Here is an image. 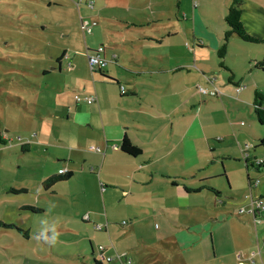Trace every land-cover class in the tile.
I'll use <instances>...</instances> for the list:
<instances>
[{
	"label": "crops",
	"instance_id": "1",
	"mask_svg": "<svg viewBox=\"0 0 264 264\" xmlns=\"http://www.w3.org/2000/svg\"><path fill=\"white\" fill-rule=\"evenodd\" d=\"M93 1L96 14L89 17L98 25L102 8L108 9L113 6L112 1L118 3L119 0ZM169 1L160 0L156 2L160 8L152 9L150 0L145 6L151 12H142V20L134 15L129 22L123 20L121 24L129 32L138 26L146 30L144 27L148 26L152 33H141L136 40L133 37L126 40L120 34L121 41L107 38L96 47L85 44L79 50L63 47L51 61L52 67L40 72L37 91L28 93L31 109L27 117L31 120L26 129L31 130L29 138L35 141L37 150L50 144L55 151L45 157L46 164L42 163L36 173L40 189L43 181L60 175L59 170L63 169L62 174L72 173L64 182L67 186L80 177L81 183L72 188L84 195L83 198L97 190L102 207L126 209L136 224L141 219L142 209L157 214L168 210L166 206L177 209L176 196L182 189L189 198L195 193L212 191L209 187L219 192L205 181L221 174L229 176L228 166L232 167L234 161L240 165L248 182L249 199L244 202L247 209L251 200L263 197L264 183L262 194L258 193L261 180L251 174L248 163L257 159L251 150L263 136L252 113L254 91L264 93V81L254 77V73H259L254 63L264 57V46H251L234 35L221 59L217 50L227 28L224 17L231 0H223L212 9L207 5L208 0H174V8ZM76 5L80 24V17H87L88 10L85 1ZM131 9L129 7V11ZM108 13L102 18L105 22L116 17ZM241 20L249 34L264 40V31L252 28L244 13ZM62 33L67 36L66 32ZM101 45L106 47L105 56L109 59L103 73L115 82L89 68L87 53ZM233 47L238 48V52H234ZM65 54L72 63L70 68L66 67ZM111 54H115L112 60ZM230 55H235L239 63L227 62ZM229 72L232 82L228 81ZM198 85L209 90L217 88L219 95L201 94L197 91ZM238 85L243 87L236 91ZM75 92L94 95L95 101H76ZM0 136L6 143L11 141L5 133ZM124 138L138 146L141 153L131 156L121 151ZM24 142L19 141V146L26 152L30 143L29 140ZM97 147L101 151H96ZM192 177L201 178L198 185L188 183L187 178ZM256 178L259 182L254 186ZM58 184L49 191L56 192ZM201 184L207 187L197 189ZM105 196L110 198V203L105 202ZM113 199L118 203L113 204ZM31 206L43 212L39 205ZM104 214L103 222L93 223L100 226L99 229L93 226L100 232L107 231L109 214ZM97 215L94 218L98 219ZM256 215L264 217V212L257 211ZM82 219L91 221L89 214ZM24 230L27 238L51 234L49 230ZM99 245L102 244L97 247ZM102 246L103 252L108 254L105 256L112 257L109 264H123L117 258L120 254L130 259L124 264H140L134 261L141 253L139 245L115 252H108V245ZM252 251H259L255 255L262 257V243L257 242V249ZM237 255L236 261L241 263L244 255H240V259ZM171 256L165 254L163 262L170 264Z\"/></svg>",
	"mask_w": 264,
	"mask_h": 264
},
{
	"label": "rangeland",
	"instance_id": "2",
	"mask_svg": "<svg viewBox=\"0 0 264 264\" xmlns=\"http://www.w3.org/2000/svg\"><path fill=\"white\" fill-rule=\"evenodd\" d=\"M84 1L0 0V133L11 139L5 145L0 143V264H94L98 244L108 245V252L139 245L141 253L134 261L140 264H168L163 262L165 254L172 255L170 264H239L237 254L246 257H242L243 261L250 258L249 264H264V254L262 257L251 255V249H257V242L261 244L264 238V217L255 214V218L261 220L255 222L248 213L244 203L249 199L248 182L240 165L234 161L232 167L228 166L229 176L221 174L205 181L216 187L219 195L207 190L189 198L182 189L176 196L177 209L166 206L168 210L161 214L142 209L141 219L136 224L126 209L102 207L97 190L83 198L84 195L72 188L81 183L80 177L68 183L69 186L59 183L56 192L39 188L36 173L42 163L46 164L45 157L55 152L50 144L37 150V144L29 138L31 130L26 129L31 120L27 117L31 109L28 93L37 91L40 72L52 67L51 61L63 47L79 50L85 44L96 47L107 38L121 41L120 34L126 40L130 37L136 40L141 33L153 32L148 26L144 27L146 30L138 26L129 32L121 25L134 15L142 20V12H151L145 6L150 0H119L118 3L112 1L113 6L108 9L102 8L98 25L92 27L90 34H84L78 24L76 5ZM151 1L150 8H160L156 4L160 0ZM173 1H169L171 8L175 7ZM221 2L223 0H208L207 5L212 9ZM129 7H132L130 11ZM242 8L249 25L264 31V0H242ZM107 11L116 15L113 21L102 20ZM62 31L67 33L66 37ZM235 38L238 37L235 35ZM247 43L258 48L264 46V40ZM233 51L238 52V48L233 47ZM230 60L239 63L235 55H230L227 62L231 63ZM261 70L256 68L259 73H254V77L264 81ZM256 125L264 135V128L257 121ZM18 137L23 143L29 140L28 151L21 150ZM251 153H255L257 159L262 158L264 147L257 144ZM249 168L251 174L261 180L258 185V193H261L264 165L260 173L250 165ZM200 180L187 178L193 185H198ZM19 187H25L26 192H16ZM253 192L255 195L256 191ZM262 199L264 201V196ZM104 200L110 203L107 196ZM113 200V204L118 203ZM24 205H39L43 212L22 210ZM105 212L109 214L107 231L100 232L94 229L93 223L103 222ZM96 213L98 219L94 218ZM85 214L90 215V222L82 219ZM28 228L49 230L51 234L27 238L22 231ZM105 255L108 254L105 252Z\"/></svg>",
	"mask_w": 264,
	"mask_h": 264
},
{
	"label": "trees",
	"instance_id": "3",
	"mask_svg": "<svg viewBox=\"0 0 264 264\" xmlns=\"http://www.w3.org/2000/svg\"><path fill=\"white\" fill-rule=\"evenodd\" d=\"M241 15H242V0H231L228 7H227V11H226V14L224 17V21L226 23L227 28L224 31V34L222 37V43L217 50V55L221 59L224 58V56L226 55L228 39H229L230 35H232V34H235L241 40L249 42V43H261V42H263L262 39L249 34L245 30L243 23H242V20H241ZM102 46H104V45H102ZM96 50H92V52H96ZM105 50H106V48H105ZM107 65H108V63L106 64V66ZM71 66H72V63H71ZM106 66L101 67V68H97L94 71L98 72L99 75L101 77L105 78L106 80H112L115 82L116 81L115 79L110 78L103 73V69ZM220 66L221 67L223 66L222 63H220ZM254 67L255 68H261L264 70V57H261L259 60L255 61ZM229 73H231V72H229ZM231 76H232V73L229 75V79H228L229 82H232ZM75 93H80V92H75ZM84 95L89 96L91 94H83V96ZM253 109H254V115H255V119H256L257 123L264 128V93H262L258 90L254 91V107H253ZM0 143H2V144L6 143V141L4 139H2L1 136H0ZM259 146L264 147V135L262 136V138L259 139L258 147ZM121 151H123L125 154L131 155V156H137L141 153V149L138 146H135L132 143H130L126 138H124L122 143H121ZM261 159H262V162H259V163H254V162L253 163L247 162V163H248V165H250V167L254 168L256 170V172L259 173L260 168L264 165V158H261ZM71 176H72V173L67 172L64 174H60L58 176L49 177L40 184V187L42 188V190H45V191L48 190L49 191L50 189H52V187L55 184L65 182V181L69 180L71 178ZM248 181H250V178H248ZM204 187L206 188L207 186L201 184L200 186L197 187V189H202ZM209 189H211L216 195H219L218 191L213 190V188H211V187H209ZM22 191H25V189H19L16 192H22ZM21 209L25 210V211H30L33 213H39L42 211L41 209H38V208L31 206V205H24L21 207ZM7 226L10 227L11 225H7ZM22 232L24 234H26L25 231H22ZM93 251H94V249L91 246V252L93 253ZM93 261H94V264H109L110 263V262L106 261L105 256H104V252H98V257H95L93 259Z\"/></svg>",
	"mask_w": 264,
	"mask_h": 264
},
{
	"label": "built area",
	"instance_id": "4",
	"mask_svg": "<svg viewBox=\"0 0 264 264\" xmlns=\"http://www.w3.org/2000/svg\"><path fill=\"white\" fill-rule=\"evenodd\" d=\"M85 6L88 10V14H87V17H84V16L80 17V27H81V30L84 34H89L92 31V27L97 24V22L94 19H90L89 16H91V17L95 16L96 10L94 8V1L93 0H85ZM105 48H106L105 46L101 45L97 48L96 52L87 53L88 65L92 71H94L97 68H101V67L106 66V64L109 62L108 57L105 56V51H106ZM114 57H115V54H111V60ZM64 59L67 60L66 67L70 68L71 67V61L69 60V56L67 54L64 55ZM242 87L243 86H241V85L236 86L235 90L239 91L242 89ZM197 91L201 94L210 95V96H218L219 95V90L217 88H212L211 90H209L203 86L198 85ZM74 99L76 101L83 100L87 103H92L93 101H95V96L94 95H89V96L84 95L83 96V95H81V93H75ZM18 141H21V139L19 137H18ZM95 150L101 151V149L99 147L95 148ZM259 162H262L261 158L254 161V163H259ZM63 172H64L63 169L59 170V173L62 174ZM258 182H259L258 178L254 179L253 180L254 186ZM257 211L264 212V201L262 198H259L257 200H251L250 208L248 209V213L253 215L255 222L260 221L258 218H255L256 217L255 214ZM95 228L99 229L100 226L96 225ZM262 246L264 248V239L262 240ZM97 248H98L99 252H103V250H104V246H102V245H99ZM257 252L259 253V251H252L251 255L254 256ZM117 258L123 264H124V262H127V261L130 262V259H128L125 254H120L117 256ZM237 258L240 259L241 258L240 255H237ZM105 259H106V261L110 262L112 260V257L105 256ZM249 260H250V258L248 259V261ZM240 264H246V262L242 261Z\"/></svg>",
	"mask_w": 264,
	"mask_h": 264
}]
</instances>
